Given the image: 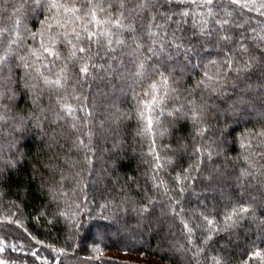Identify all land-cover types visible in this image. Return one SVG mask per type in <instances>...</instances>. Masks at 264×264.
Instances as JSON below:
<instances>
[{
	"label": "trees",
	"instance_id": "16d2710c",
	"mask_svg": "<svg viewBox=\"0 0 264 264\" xmlns=\"http://www.w3.org/2000/svg\"><path fill=\"white\" fill-rule=\"evenodd\" d=\"M85 2L79 0V5ZM99 2L107 7L116 0ZM50 15L47 10L43 15L39 10L25 13L28 35L21 55H26L25 48L39 49L42 38L50 43V34L44 31L46 23L55 24ZM62 31L53 29L51 35L59 41L62 37L57 33ZM219 47L227 52L225 45ZM208 48L205 62L224 59L217 47ZM56 51L61 57L57 66H67L64 96L77 109L75 120L57 119L60 97L41 80L25 79L23 67L13 68L10 84L0 90L5 93L0 97V115L5 116L0 120V244L5 246L0 260L146 264L106 254L115 251L151 256L166 264H211L207 258L212 256L221 257L222 264H264L252 256L260 250L264 257V206H258L264 200V136L258 135L264 131V106L249 104L233 114L226 110L231 101L222 102L226 96L217 99L215 93L195 88L205 69L185 68L182 74L174 73L175 83L169 81L176 93L146 109L142 102L148 97L141 93L148 80L129 81L122 92L99 80L79 83L81 61L71 58V45L58 43ZM207 70L214 71L211 66ZM251 82L252 95L257 97L259 82L255 76ZM225 90L235 98L227 84ZM74 96L88 100L77 102ZM189 97L200 108L195 121ZM80 108L91 116L84 118ZM177 108L186 115H168ZM148 117L153 121L151 130H146ZM197 148L201 155L195 153ZM157 157L162 168H157ZM184 170L190 176L181 185L186 190L178 193L173 178ZM242 172L252 175L241 176ZM176 201L184 210L178 216L172 212ZM243 205L255 208V216L227 228L225 216ZM145 208L148 211H134ZM203 216L214 224L209 226ZM182 222L193 228L191 236ZM209 236L212 240L205 244ZM193 248L203 251L197 256ZM32 251L41 260H35Z\"/></svg>",
	"mask_w": 264,
	"mask_h": 264
},
{
	"label": "snow or ice",
	"instance_id": "6c2138e0",
	"mask_svg": "<svg viewBox=\"0 0 264 264\" xmlns=\"http://www.w3.org/2000/svg\"><path fill=\"white\" fill-rule=\"evenodd\" d=\"M37 10L42 15L47 10L51 14L49 19L55 20V24L49 22L44 26V31L50 34V43L46 44L42 38L39 49L25 48L26 55H21L20 48L28 35L24 27L25 13ZM99 13L108 19H101ZM53 29L63 30L57 33L62 37L59 41L51 35ZM261 33H264V0H116L107 7L99 0H86L83 5H79V0H0V90L10 84L13 68L23 67L26 70L25 79L32 77L41 80L46 89L60 97L57 101L60 109L57 119L75 120L77 109L67 103L64 96L69 84L67 66L58 67L56 64L61 59L56 46L66 43L71 45V58L81 61L78 67L79 83H87L89 79L92 83L99 80L106 87L122 92L129 81L143 83L148 80L147 90L141 93L148 100L142 103L143 108L152 109L163 96L176 93L169 81L175 83L174 73L177 70L182 74L185 68H203L205 71L195 88L215 93L217 99L226 96L227 99L222 102L231 101L226 110L235 114L242 106L247 108L249 104L264 106V35ZM35 35L32 34L33 38ZM78 44L86 46L77 47ZM209 44L217 47L218 53L224 56L222 61L211 58L205 62L204 55L209 52ZM221 44L227 47V52L219 47ZM253 51L258 52L259 56L252 55ZM44 60L48 62L42 63ZM209 66L214 71H208ZM253 76L259 82L255 85L259 88L258 98L252 95ZM226 84L235 95L234 99L225 90ZM4 95L0 91V97ZM104 95L107 96V93ZM72 99L79 102L82 99L87 101L88 97L74 96ZM189 109L192 119H199L200 108L190 97ZM79 111L85 112L84 118L92 114L85 108ZM174 114L186 115L180 108L168 113ZM140 115L143 118L144 112L141 111ZM4 119L5 116L0 115V120ZM152 123L151 117H148L146 130H151ZM72 127L76 128V124L73 123ZM203 131L199 134L203 135ZM258 135L264 136V131ZM79 144L82 148L86 147L83 140ZM241 146L244 147L243 144ZM195 153L201 155V149L197 148ZM205 155L211 158L210 152ZM156 160L157 168H162L164 165L158 162L159 157ZM251 175L249 172L241 173V176ZM189 176L188 170H184L173 178L177 185L175 191L183 193L186 190L181 185L188 181ZM176 204L177 208H173L172 212L178 216L184 210L179 208V201ZM258 206H264V200ZM134 211L145 212L148 209ZM255 211V208L247 205L233 208L225 216L226 227H237L240 221L254 217ZM202 219L209 226L214 224V220L207 216ZM182 224L191 236L193 228L188 222ZM221 230L215 231L218 233ZM210 240L211 236L204 243ZM7 247L16 251L14 246ZM4 251L5 246L0 244V253ZM192 251L198 256L203 249L193 248ZM30 255L35 260H41L36 251ZM252 256L264 260L260 250L254 251ZM207 259L211 264H222L221 257ZM0 264L5 262L0 260Z\"/></svg>",
	"mask_w": 264,
	"mask_h": 264
},
{
	"label": "rangeland",
	"instance_id": "374dc122",
	"mask_svg": "<svg viewBox=\"0 0 264 264\" xmlns=\"http://www.w3.org/2000/svg\"><path fill=\"white\" fill-rule=\"evenodd\" d=\"M106 254L110 256H115L120 259L129 260V261H135L139 263H146V264H166L162 261H159L158 259L146 256L142 254H135V253H126V252H115V251H109Z\"/></svg>",
	"mask_w": 264,
	"mask_h": 264
}]
</instances>
